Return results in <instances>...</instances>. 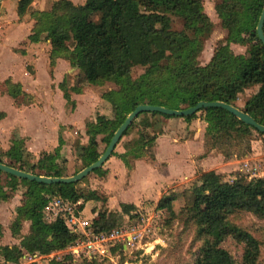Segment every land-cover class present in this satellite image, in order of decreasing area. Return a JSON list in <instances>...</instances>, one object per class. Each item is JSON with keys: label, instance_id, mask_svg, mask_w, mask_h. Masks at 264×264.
<instances>
[{"label": "trees", "instance_id": "16d2710c", "mask_svg": "<svg viewBox=\"0 0 264 264\" xmlns=\"http://www.w3.org/2000/svg\"><path fill=\"white\" fill-rule=\"evenodd\" d=\"M33 1H17L19 18L27 13ZM263 5L264 0H216L214 8L227 30V37L215 46L206 65H200L197 57L213 23L204 12L202 0H84L81 4L55 0L50 8L32 11L34 22L27 40L37 43L44 35L43 39L51 46L50 67L58 57L67 56L88 83L100 85L111 81L117 87L101 95L111 104L113 127L100 139L105 146L96 155L92 152L99 147L98 127L93 121L85 123L87 139L79 155L82 168L98 159L114 131L140 104L181 110L199 101H221L236 106L264 126V45L256 34ZM91 14L96 15V19H91ZM173 18L180 21V29L174 27ZM230 43L247 45L246 54H234ZM167 56L171 60L165 65ZM135 66L144 69L137 78L131 75ZM3 86L14 100L26 96L19 84L10 79L5 80ZM252 86H257V91L238 107L235 102L239 95ZM197 112L205 123V153L215 149L229 158L243 149L245 155L254 133L264 137V132L223 108L207 107ZM197 112L184 117L141 112L118 143L133 131L134 137L124 142L123 152L115 151L117 143L111 156H117L130 170L134 161L144 158L146 149L163 134L164 119L182 118L190 122L197 117ZM63 143L59 134L54 152L43 151L37 161L31 163L33 154L26 148L25 139L14 133L9 147L0 151V162L36 175L66 177L65 164L58 162ZM91 173L104 176L105 171L101 166ZM2 174L5 182H2ZM196 178L197 183L178 195H162L155 207L194 227L200 245L192 264H235L221 245L228 238L243 245L238 264H259L258 240L230 218L241 212L264 217V177L238 176L226 181L214 170H198ZM77 183H39L0 171V202L10 200L19 186L24 187L21 205L10 224L11 234L19 243L0 246L2 263H18L23 252L49 255L66 249L76 240L78 236L67 228L63 216L46 221L43 208L52 196L58 195L63 201L80 202L77 210H81L95 193L90 190L84 194ZM177 196L182 199L179 214L173 209ZM120 208L122 214L128 215L136 209L126 203H121ZM118 217L116 212L98 211L90 229L94 233L108 232L116 227L113 226ZM23 221H29V230L20 236ZM48 264L66 263L65 258L52 257Z\"/></svg>", "mask_w": 264, "mask_h": 264}, {"label": "rangeland", "instance_id": "374dc122", "mask_svg": "<svg viewBox=\"0 0 264 264\" xmlns=\"http://www.w3.org/2000/svg\"><path fill=\"white\" fill-rule=\"evenodd\" d=\"M40 1L41 6L50 8L52 2L55 0ZM71 1L77 4L84 2V0ZM215 2L216 0H202L204 12L213 23V27L197 57L200 65H206L210 62L215 46L227 37V30L222 26L215 11ZM34 10L36 9L30 6L25 14L27 21L32 20L34 22V19L30 15ZM90 18L96 19V15L91 14ZM173 19L174 27L180 29V21L177 18ZM20 20L17 21L20 22ZM7 23L14 29L28 27L16 21L8 22L2 19L0 22V32L3 33L5 31L8 26ZM31 28L32 26H30L29 33ZM25 31L24 29V31L17 30L14 32V35L17 34V39L19 38L17 43H15L16 40H10V42L13 41L12 43H15L13 47L15 53L10 52L7 47L0 53V79L5 76H11L12 80L18 82L20 87L22 85L21 89L26 91V96H20L17 100H14L7 96L3 84L1 85L0 151L4 152L9 147L12 135L16 133L25 139L26 148L33 154L31 158V163H33L42 155L41 153L43 151L48 153L54 152L58 135L61 134L64 143L60 150L61 157L58 159V162L65 164L66 173L70 176L83 167L79 155L86 144L87 137L84 130L87 121L95 122L99 131L97 135L99 138V147L92 153L96 155L103 150L105 144L100 139L111 132L113 127L111 123L113 113L111 104L103 100L101 95L103 92L116 90L117 87L111 81H106L100 85L88 83L86 78L82 76L76 66H73L67 56L58 57L55 60V65L50 67L49 53L51 46L49 41L43 39L44 35H42L40 42L31 43L27 40V37L22 39ZM1 36L0 34V39ZM29 46H31L30 51L28 50ZM246 46L230 43V48L234 54H246ZM68 48L72 50L73 47L69 44ZM22 51L29 52V58L24 59V61L22 60V56L18 54L22 53ZM32 57L35 59L33 60ZM170 60L171 57L167 56L164 64L167 65ZM34 66L37 70H34ZM26 71H31L32 74L29 75ZM143 71V67L135 66L131 70V75L133 78H137ZM256 91L257 86H252L244 90L239 95L235 104L240 106V104H243ZM199 117L200 112H197V117L191 121H197ZM170 120L178 121V119H164V122ZM202 124L205 125L203 121ZM175 126L178 128L177 124ZM195 132H198V128L195 129ZM134 135L135 131L129 136L124 137L117 144L115 151L118 153L123 152L124 142L134 137ZM252 139L250 142V150L246 154L244 153L245 155H243L244 150L240 149L238 153L234 152L228 158H234L235 156L238 158V162L235 161L229 166L223 165L221 162L215 164L218 167L216 169L220 171L218 173L222 175L224 180L233 181L238 176H244L247 179L264 177V137L254 133ZM153 146L146 149L143 158L146 162H152L153 160ZM171 147L172 143L167 139H161L157 145V153L160 158L167 155L166 152ZM252 147H254L253 150ZM191 150L195 151L196 145H191ZM252 154L254 155L252 156ZM222 157L225 161L228 160L225 156L222 155ZM116 159L118 158L116 157ZM63 160L65 162H62ZM109 164L105 162L103 164L104 166H102L105 168ZM121 169H124V167L115 164L114 172H116L118 177L114 176L110 179L111 181L115 179L116 183L113 185L115 187L113 188L115 189L114 196L120 200L122 198H132L133 196L128 195L134 194L137 188L143 186L144 182L150 176L147 167L143 164L139 165L133 177V185L130 188H125ZM107 170L109 169L107 168ZM127 176H129V172H127ZM99 178L95 173H90L77 183V187L84 194L92 189H95L99 193L98 195H93L91 202L84 204L85 209L81 216L89 221L93 220L95 209L98 211L107 210V212H116L119 214V217L116 218L113 227H121L130 231L134 230L137 233V239L126 248L119 245L110 247L108 258L89 260L84 254L71 256L66 249L53 252L54 255L52 257L59 260L65 258L66 264H192L194 262L200 241L195 236L193 226L186 224L179 217H171L165 210L154 209L155 201H144L130 215L122 214L120 204L113 206L108 202V195L101 189V186L104 185L99 182ZM1 179L2 182H5L4 174L1 175ZM195 183H197L196 176L187 185L185 183L183 186L185 188L182 190L190 188ZM23 190L24 187L19 186L8 205L4 203L0 204V224H7L9 221L12 222L15 215L12 209L16 207L14 205L18 204L20 206ZM182 190L172 192V188H169L162 195H167L171 192L178 195ZM181 207L182 199L177 196L173 202V209L176 214H179ZM230 219L233 223L249 231L258 240V263L264 264V217L241 212L234 214ZM28 230L29 221H23L20 236L27 234ZM2 245L3 241L1 240L0 246ZM221 245L232 256L235 264H238L241 259L243 245L231 238L224 240ZM52 257H36L35 260L29 259L21 264H48ZM2 262L3 260L0 257V264Z\"/></svg>", "mask_w": 264, "mask_h": 264}, {"label": "crops", "instance_id": "0c3cea01", "mask_svg": "<svg viewBox=\"0 0 264 264\" xmlns=\"http://www.w3.org/2000/svg\"><path fill=\"white\" fill-rule=\"evenodd\" d=\"M17 1L18 0H1L0 1V22L2 19L8 22L16 21L17 23L25 24L28 27L27 28L19 27L18 29H14L11 25H9V23H7L8 26L5 29V31L3 33L0 32V34L2 35L0 39V53L2 52L3 49H6V47L10 52L15 53L13 50V47L15 43H17L19 38L17 39L16 37L17 34L14 35V32H16L17 30L24 31L25 29L26 31L23 33L24 36L22 38V39H25L29 35L30 26H32L33 24L32 20L27 21V19H25L26 15H24L22 18L18 17L16 13ZM31 6L34 7L36 10L46 9L45 6L44 7L41 6L40 0H34ZM16 19L17 20L21 19V20L20 22H18ZM12 39L13 41L16 40V42L15 43H12L13 41L10 42V40ZM29 49H31V46L28 47V50ZM18 54L22 56L23 61L24 59L29 58L28 51L26 52L22 51V53H18ZM32 58L33 60L35 59L34 57ZM34 70H37L35 66H34ZM26 72L29 73V75L32 74L28 71ZM36 74H37V71H36ZM7 79H10L12 82H14L11 76H5L2 79H0V82H1L0 88L3 82ZM14 83L19 84L18 82H14ZM243 104H240V106L238 105V107H242ZM177 119L178 121L170 120V121L164 122L163 134L159 135L156 138V141L153 146L154 150H153L152 162L151 161L146 162L143 158L138 159L134 161L133 167L130 170H127L123 162L117 156H110V158L106 161L107 163H110V164L106 166L105 168H103V170L105 171V174L104 176H99L101 178V179L99 178V182L102 185H104V186H101V189L104 190L106 194L108 195V202H110L111 205L114 206L115 204L126 203V204H133L137 208L144 201L149 200V201H155L154 204L156 207V203L158 199L162 196L164 192L167 191V189L172 188V192L176 190H182L183 188H185L183 187L185 183L187 185L189 181H191L196 176L197 170H203V171L215 170L218 173L220 171L216 169L218 168L217 166H215L216 163L221 162L223 165L229 166L233 164L235 161L238 162V158L235 156L234 158H230V159L227 158L228 160L225 161L222 155L218 153L215 149H212L209 152L205 153V148H206L205 143H204L205 125L202 124V121L199 118L197 119V121H190V122H186L182 118H177ZM176 124L178 125V128L177 126H175ZM196 128H198V132H195ZM161 139H167L170 143H172V147L168 149V152H166L167 155H164L160 158V156L157 153V145ZM191 145H196L195 151L191 150ZM253 149L254 147H252V150ZM253 155L254 154H252V156ZM116 157L118 159H116ZM115 164H118V166L124 167V169H121V171L123 174L125 188L127 187L130 188L133 185V177L139 165L143 164L147 167L150 173V176L147 179V181L144 182L143 186L137 188L134 194L128 195V196H133L132 198L130 197L122 198L120 200L118 199V197L114 196L115 189L113 188L115 187L113 185L116 182H115V179L114 181H111L110 179L113 178L114 176L118 177L116 172H114ZM107 168L109 170H107ZM127 172H129V176H127ZM92 190L95 193L94 195L99 194L95 189H92ZM172 192L168 193L167 195H175ZM10 200L0 202V204L4 203L5 205H8ZM89 202H91V200L85 202L84 204H88ZM14 206L16 207L13 208L12 210H14V214H16V210L18 209L19 205L17 204ZM155 207L153 208L155 209ZM84 209H85V205L81 209L82 213H84ZM97 212L98 210L95 209L94 214H93L94 218L96 217ZM10 224H11L10 221L7 224H0V232H1L0 241L1 240L3 241V245L11 246L13 244H18V239L16 237H13L11 234Z\"/></svg>", "mask_w": 264, "mask_h": 264}, {"label": "built area", "instance_id": "2783aa9c", "mask_svg": "<svg viewBox=\"0 0 264 264\" xmlns=\"http://www.w3.org/2000/svg\"><path fill=\"white\" fill-rule=\"evenodd\" d=\"M78 203L63 201L60 196L54 195L43 208L46 221H52L59 215L63 216L67 228L78 236L76 240L66 248L69 255L80 256L84 254L89 260L95 258H108L110 247L119 245L126 248L137 239L138 236L134 230L130 231L121 227H115L108 232H92L90 229L91 220L88 221L84 219V217L81 216L82 211L76 209ZM53 255V252L49 255H41L37 252L33 254L23 252L18 263L4 262L2 264H21L29 259L35 260L36 257H52Z\"/></svg>", "mask_w": 264, "mask_h": 264}, {"label": "water", "instance_id": "95a60500", "mask_svg": "<svg viewBox=\"0 0 264 264\" xmlns=\"http://www.w3.org/2000/svg\"><path fill=\"white\" fill-rule=\"evenodd\" d=\"M263 26H264V5L261 11V14L259 16L257 25H256V34L259 40L262 42L264 45V31H263ZM207 107H219L227 110L231 114H233L235 117L240 119L242 122L245 124L254 127L256 130L260 132H264V126L259 124L258 122L255 121V119L250 116L248 113L240 110L236 106H233L231 104L221 102V101H199L197 104L194 106H190L185 109L181 110H175V109H169L163 106H156V105H148V104H140L137 105L134 110H132L125 120L118 126V128L114 131L108 145L106 146L105 150L103 153L98 157L96 161L91 163L90 165L82 168L80 171L77 173L66 176V177H50V176H44V175H36L30 172H26L17 168H14L12 166H9L7 164L1 163L0 162V171L8 174H12L16 176L17 178H24L28 179L30 181H36L39 183H46V184H52V183H76L85 178L88 174L93 172L94 169H97L101 167L111 156L116 144L119 142L121 137L123 136V133L127 130L129 125L132 123V121L140 114L141 112H160L163 114L167 115H172V116H179V117H184V116H189L197 111L207 108Z\"/></svg>", "mask_w": 264, "mask_h": 264}]
</instances>
